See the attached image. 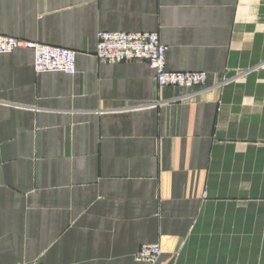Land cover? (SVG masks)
I'll use <instances>...</instances> for the list:
<instances>
[{
  "label": "crops",
  "instance_id": "1",
  "mask_svg": "<svg viewBox=\"0 0 264 264\" xmlns=\"http://www.w3.org/2000/svg\"><path fill=\"white\" fill-rule=\"evenodd\" d=\"M100 30L205 85L100 62ZM0 34L76 51L0 54V264H264V0H0Z\"/></svg>",
  "mask_w": 264,
  "mask_h": 264
},
{
  "label": "built area",
  "instance_id": "2",
  "mask_svg": "<svg viewBox=\"0 0 264 264\" xmlns=\"http://www.w3.org/2000/svg\"><path fill=\"white\" fill-rule=\"evenodd\" d=\"M18 48L33 52V68L40 72L76 71V51L70 48L29 41L0 34V54ZM166 46L157 32H131L100 30L97 33L95 56L102 63L145 61L153 70L158 87H202L206 83L205 71H171L165 68ZM161 254L159 244H142L135 259L154 264Z\"/></svg>",
  "mask_w": 264,
  "mask_h": 264
}]
</instances>
